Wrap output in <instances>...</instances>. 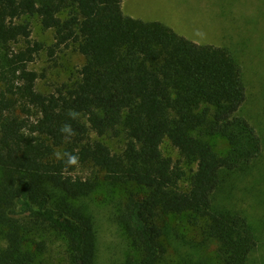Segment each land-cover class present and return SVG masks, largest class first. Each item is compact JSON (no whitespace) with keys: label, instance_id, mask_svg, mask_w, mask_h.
Returning <instances> with one entry per match:
<instances>
[{"label":"trees","instance_id":"1","mask_svg":"<svg viewBox=\"0 0 264 264\" xmlns=\"http://www.w3.org/2000/svg\"><path fill=\"white\" fill-rule=\"evenodd\" d=\"M121 2L0 0V264H45L34 250L52 237L64 242L67 264H96L88 200L101 191L120 193L116 223L134 264H162L170 250L185 260L179 264H250L258 235L221 202L263 149L240 115L241 66L228 49L124 15ZM32 19L54 32L55 49L84 58L50 94L36 90L29 68L41 50L31 41ZM64 124L73 135L60 132ZM165 140L179 160L163 155ZM65 151L79 155L87 176L65 171L55 156ZM170 218L198 234L187 259Z\"/></svg>","mask_w":264,"mask_h":264},{"label":"rangeland","instance_id":"2","mask_svg":"<svg viewBox=\"0 0 264 264\" xmlns=\"http://www.w3.org/2000/svg\"><path fill=\"white\" fill-rule=\"evenodd\" d=\"M122 1L121 10L124 15L144 22H159L199 45L228 49L241 66L246 101L240 115L260 135L263 149L248 175L238 177L231 195L221 202L249 219L258 235L257 248L250 258V264H264V0ZM30 30L31 41L41 46L29 66L38 74L36 90L43 94L53 93L76 76L84 58L71 47L55 49L54 32L43 30L38 20H30ZM113 145L118 147L120 144L115 142ZM215 146L218 151L224 150V143L219 139L215 140ZM161 151L173 161L180 159L178 150L167 140L161 145ZM181 165L186 172L185 179H188L189 167L185 163ZM76 174L87 176L88 171L79 169ZM119 194L111 199L101 191L88 200L97 233L96 264H134L133 260H136L134 251L116 223ZM169 221L177 227L174 218ZM174 230L179 239L183 237V241H180L185 245L180 252L187 259L189 247L198 241V234L186 225ZM34 251L36 255L43 253L42 259L37 257L45 264H67L66 247L59 238L47 240L46 249L42 252L40 249ZM213 255L211 250L206 252L209 259L214 258ZM180 261L185 260L170 250L167 261L162 264H179Z\"/></svg>","mask_w":264,"mask_h":264},{"label":"clouds","instance_id":"3","mask_svg":"<svg viewBox=\"0 0 264 264\" xmlns=\"http://www.w3.org/2000/svg\"><path fill=\"white\" fill-rule=\"evenodd\" d=\"M69 117L72 119H75L79 116V113L75 112L74 110H70L68 113ZM60 132L67 134V136L73 135V130L71 128L70 124H64L60 128ZM55 156L58 160H64L65 161V171H67L68 167H75L77 171H79V155L70 153V152H56Z\"/></svg>","mask_w":264,"mask_h":264},{"label":"crops","instance_id":"4","mask_svg":"<svg viewBox=\"0 0 264 264\" xmlns=\"http://www.w3.org/2000/svg\"><path fill=\"white\" fill-rule=\"evenodd\" d=\"M122 2H124V1H122Z\"/></svg>","mask_w":264,"mask_h":264}]
</instances>
